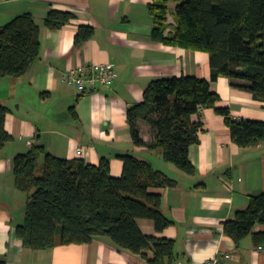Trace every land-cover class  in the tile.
Masks as SVG:
<instances>
[{"label": "crops", "instance_id": "1", "mask_svg": "<svg viewBox=\"0 0 264 264\" xmlns=\"http://www.w3.org/2000/svg\"><path fill=\"white\" fill-rule=\"evenodd\" d=\"M152 4L153 0H0V28L30 14L40 43L39 56L24 77L0 79V104L9 109L5 129L12 138L0 150V259L6 264H148L139 255L117 249L106 237L88 245L40 251L23 247L15 229L23 222L28 194L14 186L13 159L34 146L53 157L93 166L106 160L115 178L123 172L121 156L148 161L177 186L150 190L162 195V213L172 225L157 233L151 221L139 220L144 235L172 240L181 264H201L218 253L231 254L230 264H264V244L256 245L249 236L236 245L223 231L225 222L246 210L249 196L264 194V143L240 149L212 109L201 112L200 144L189 150L194 175L166 163L160 151L132 142L127 110L143 100L150 82L181 76L211 79L207 53L152 39ZM175 6L170 4V9ZM51 11L70 13L74 19L49 30L44 20ZM168 22L173 25L174 19L168 16ZM80 27L91 28L93 35L76 45ZM101 63L117 72L108 88L81 92L61 78L71 68ZM210 87L219 96L217 107L228 108L237 119L264 122L263 104L232 88L228 79L219 78ZM137 125L141 139L149 144L153 139L149 126ZM40 160L43 163V156ZM253 233H264V225H256Z\"/></svg>", "mask_w": 264, "mask_h": 264}, {"label": "trees", "instance_id": "2", "mask_svg": "<svg viewBox=\"0 0 264 264\" xmlns=\"http://www.w3.org/2000/svg\"><path fill=\"white\" fill-rule=\"evenodd\" d=\"M170 4H175L173 11ZM152 39L167 46L209 55L210 81L194 77L156 79L146 87L143 100L127 110L129 133L137 147L160 151L162 159L185 175H194L189 150L200 144L201 112L212 109L229 129L240 149L264 143V122L237 119L228 108L217 107L219 96L210 83L226 78L229 85L247 92L264 107V0H153ZM172 15L174 24L168 22ZM74 19L70 13L51 11L44 20L57 30ZM172 29V32H168ZM93 35L80 27L79 45ZM40 52L39 28L30 14H21L0 28V79L21 78ZM9 109L0 104V150L12 140L5 129ZM138 122H144L153 139L145 144ZM43 156V172L37 162ZM123 172L112 177L109 163L98 166L83 160H66L34 146L13 159L14 186L28 194L23 222L15 232L30 251L57 246L88 245L95 238H109L119 250L141 256L148 264H175L174 242L144 235L139 220H149L157 233L172 225L162 213L163 197L151 189L177 186V181L145 160L132 155L120 157ZM264 194L248 197L246 210L223 224L224 233L236 245L251 236L264 244ZM153 254L149 258L148 253ZM0 264H6L0 259Z\"/></svg>", "mask_w": 264, "mask_h": 264}, {"label": "built area", "instance_id": "3", "mask_svg": "<svg viewBox=\"0 0 264 264\" xmlns=\"http://www.w3.org/2000/svg\"><path fill=\"white\" fill-rule=\"evenodd\" d=\"M62 80L69 86L81 92H93L99 87L108 88L117 79V72L108 64H93L84 69L71 68L61 76ZM31 146V142L28 143ZM78 152L81 148L77 149ZM232 256L229 253H218L211 259L201 264H230ZM175 264H181L176 262Z\"/></svg>", "mask_w": 264, "mask_h": 264}, {"label": "rangeland", "instance_id": "4", "mask_svg": "<svg viewBox=\"0 0 264 264\" xmlns=\"http://www.w3.org/2000/svg\"><path fill=\"white\" fill-rule=\"evenodd\" d=\"M174 9H171V11H173ZM170 19H173V16L172 15H169ZM43 163H42V160L38 161L37 162V175H41L42 172H43Z\"/></svg>", "mask_w": 264, "mask_h": 264}]
</instances>
